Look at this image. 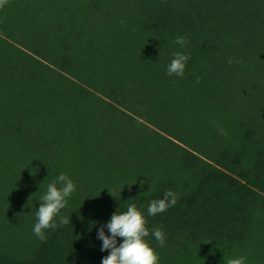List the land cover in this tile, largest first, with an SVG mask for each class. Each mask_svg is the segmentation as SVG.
<instances>
[{
    "label": "trees",
    "instance_id": "trees-1",
    "mask_svg": "<svg viewBox=\"0 0 264 264\" xmlns=\"http://www.w3.org/2000/svg\"><path fill=\"white\" fill-rule=\"evenodd\" d=\"M177 51L183 77L167 75ZM261 84L264 0H8L0 264H102L98 230L132 204L166 234L149 238L159 264H264ZM61 172L77 184L70 223L41 242L35 213ZM169 189L178 203L147 216Z\"/></svg>",
    "mask_w": 264,
    "mask_h": 264
},
{
    "label": "clouds",
    "instance_id": "clouds-1",
    "mask_svg": "<svg viewBox=\"0 0 264 264\" xmlns=\"http://www.w3.org/2000/svg\"><path fill=\"white\" fill-rule=\"evenodd\" d=\"M7 3L8 0H0V9ZM173 43L184 48L187 46L188 39L186 36H178ZM189 59V54L174 52L173 59L167 65V75L183 77ZM233 63L240 64L242 61L230 57L228 64L232 65ZM195 82L199 84L200 77L197 76ZM143 183L141 181V188H143ZM76 191L77 184L63 172L47 185L46 192L40 197V205L35 213L36 223L32 229L33 235L41 242L47 241L46 232L48 230H54L70 223V217L62 215V210L68 207L69 199ZM109 192L111 193L110 190ZM179 199L180 196L177 192L171 189L166 190L163 193V198L154 199L149 203L147 216H156L166 212L169 208L174 207ZM147 225L146 216L135 204L128 206L124 212L118 210L114 212L106 223L110 235L105 233L103 225L97 234L98 239L102 240L101 251L110 250L109 255L102 258V264H159V254L152 247L149 238H154L162 248L165 246L166 234L161 228L150 230ZM118 238H123V242L118 244ZM209 242L211 241L205 243ZM246 261L247 257L239 256L229 259L227 264H246Z\"/></svg>",
    "mask_w": 264,
    "mask_h": 264
},
{
    "label": "rangeland",
    "instance_id": "rangeland-1",
    "mask_svg": "<svg viewBox=\"0 0 264 264\" xmlns=\"http://www.w3.org/2000/svg\"><path fill=\"white\" fill-rule=\"evenodd\" d=\"M251 91H252V93L254 94H256V91H257V94L258 93H260L261 94V96H264V86L261 84V85H252V87H251Z\"/></svg>",
    "mask_w": 264,
    "mask_h": 264
}]
</instances>
